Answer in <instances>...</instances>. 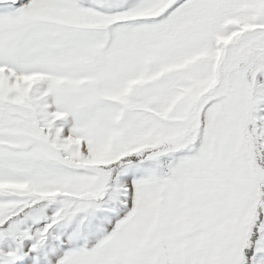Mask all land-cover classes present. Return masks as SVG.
Segmentation results:
<instances>
[{"label":"snow or ice","instance_id":"6c2138e0","mask_svg":"<svg viewBox=\"0 0 264 264\" xmlns=\"http://www.w3.org/2000/svg\"><path fill=\"white\" fill-rule=\"evenodd\" d=\"M0 264H264V0H0Z\"/></svg>","mask_w":264,"mask_h":264}]
</instances>
